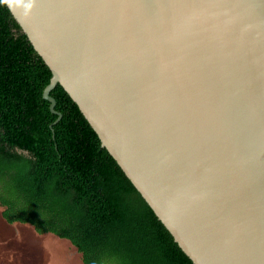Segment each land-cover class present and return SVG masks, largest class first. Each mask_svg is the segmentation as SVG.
<instances>
[{
    "label": "water",
    "instance_id": "1",
    "mask_svg": "<svg viewBox=\"0 0 264 264\" xmlns=\"http://www.w3.org/2000/svg\"><path fill=\"white\" fill-rule=\"evenodd\" d=\"M195 264H264V0H5Z\"/></svg>",
    "mask_w": 264,
    "mask_h": 264
},
{
    "label": "trees",
    "instance_id": "2",
    "mask_svg": "<svg viewBox=\"0 0 264 264\" xmlns=\"http://www.w3.org/2000/svg\"><path fill=\"white\" fill-rule=\"evenodd\" d=\"M0 0V207L83 264H195Z\"/></svg>",
    "mask_w": 264,
    "mask_h": 264
},
{
    "label": "rangeland",
    "instance_id": "3",
    "mask_svg": "<svg viewBox=\"0 0 264 264\" xmlns=\"http://www.w3.org/2000/svg\"><path fill=\"white\" fill-rule=\"evenodd\" d=\"M0 264H83L68 241L51 233L38 234L30 224H9L1 216Z\"/></svg>",
    "mask_w": 264,
    "mask_h": 264
}]
</instances>
